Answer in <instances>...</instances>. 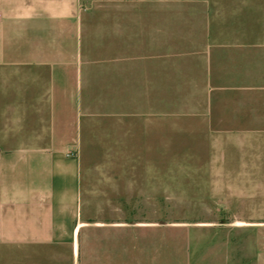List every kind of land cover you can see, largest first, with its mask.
<instances>
[{"label":"crops","instance_id":"1","mask_svg":"<svg viewBox=\"0 0 264 264\" xmlns=\"http://www.w3.org/2000/svg\"><path fill=\"white\" fill-rule=\"evenodd\" d=\"M167 126L235 217L175 256ZM0 264H264V0H0Z\"/></svg>","mask_w":264,"mask_h":264},{"label":"rangeland","instance_id":"2","mask_svg":"<svg viewBox=\"0 0 264 264\" xmlns=\"http://www.w3.org/2000/svg\"><path fill=\"white\" fill-rule=\"evenodd\" d=\"M167 90H172L169 82ZM169 97L170 96H168V98ZM176 142L177 137L175 136V130H173V127L167 126L168 192L167 199L161 201V213L164 207L166 209L167 247L168 250L170 249L173 251V256H175L174 252L176 251V247L180 246L182 240H184V243L187 241L188 246L192 245L191 241L193 240L196 242L199 241L200 243L205 242L206 236L212 234V232L209 231V228H207V225L230 223L235 218L223 215H213L212 203L206 199L197 197L204 195V193L192 192V188H205V185L197 186L175 183V180L182 178L178 173L182 172L184 175H188L187 177L190 179L192 171L191 167H189V158H182L181 153H176ZM189 154L190 153L187 152V155ZM177 159H183V161H178ZM182 164L186 166L178 167V165ZM218 233L222 234V232H215V234ZM230 233L233 234L234 232L231 231ZM169 255H171L170 252L168 257H170Z\"/></svg>","mask_w":264,"mask_h":264}]
</instances>
